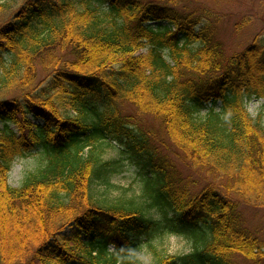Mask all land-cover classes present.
<instances>
[{"label": "trees", "instance_id": "1", "mask_svg": "<svg viewBox=\"0 0 264 264\" xmlns=\"http://www.w3.org/2000/svg\"><path fill=\"white\" fill-rule=\"evenodd\" d=\"M209 1L0 0V236L22 229L0 264H146L142 238L164 231L192 249L150 264L264 261L240 211L264 207V104L257 121L245 106L264 100V39L227 51ZM110 141L138 166L137 196L97 197ZM33 151L42 164L11 186L13 162Z\"/></svg>", "mask_w": 264, "mask_h": 264}, {"label": "rangeland", "instance_id": "2", "mask_svg": "<svg viewBox=\"0 0 264 264\" xmlns=\"http://www.w3.org/2000/svg\"><path fill=\"white\" fill-rule=\"evenodd\" d=\"M14 4H18L19 0H5ZM209 6L217 13L218 20L216 23L217 36L223 42L227 51L242 48L250 43L253 38L258 35L260 39H264V0H214L208 2ZM197 2L193 1L190 7L196 6ZM250 15L253 19L251 24L244 25L239 32L235 31L238 24L245 16ZM165 24V21L159 22ZM156 23H153L155 25ZM264 100L251 97L245 101L248 113L254 121L258 120ZM208 107L214 106L219 108V102L215 105L207 104ZM125 112L135 114V110L131 106H124ZM70 114L72 112H69ZM204 114V111L202 112ZM34 122L33 117L29 116ZM263 118V117H262ZM140 124L145 128L154 131L157 137L161 136V125L159 120H154L150 116L138 117ZM263 120V119H261ZM136 128V127H135ZM137 129V128H136ZM1 130V123H0ZM108 143V142H105ZM158 151L161 154L168 155L175 163L178 171L182 173L184 178L193 175L191 170L181 164L174 156L172 151L164 147L161 143H156ZM101 162H111L109 166L104 167L105 179L103 177L96 178L94 181V189L97 197L106 200H116L119 197L129 198L139 194V178L138 166L130 160V153L123 145L110 141L107 145H103ZM42 164L41 155L38 151H33L26 156L17 158L11 167L8 177V183L13 187L22 184L26 175L37 169ZM241 215L246 226L260 236H264V207H256L249 204H242ZM146 217L152 221L162 218L160 211L149 209L146 211ZM71 230L68 227L65 232ZM21 228L13 223L2 225V234L0 236V248H9L18 246L19 232ZM192 240L182 236L170 234L166 231L155 233L149 240L145 237L140 242L139 259L146 264L155 262L156 254L162 255H180L188 253L192 249ZM150 245V246H149ZM113 249V247H111ZM234 261L237 264H264V261L254 262L241 255H236Z\"/></svg>", "mask_w": 264, "mask_h": 264}]
</instances>
